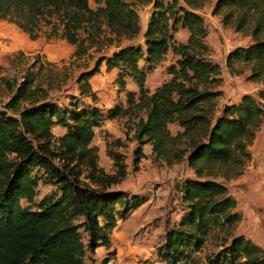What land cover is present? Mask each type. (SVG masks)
<instances>
[{"label":"trees","instance_id":"1","mask_svg":"<svg viewBox=\"0 0 264 264\" xmlns=\"http://www.w3.org/2000/svg\"><path fill=\"white\" fill-rule=\"evenodd\" d=\"M92 1L0 0V20L30 39L46 26L45 37L63 38L74 56L112 46L79 72L78 92L92 94L88 78L103 62L115 68L113 80L125 102L103 114L74 96L64 103L50 98L32 73L6 81L10 94L0 102V264H84L86 251L109 247L117 219L143 200L108 190L125 175L119 152L107 150L115 166L111 175L96 165L93 128L114 117L135 118L134 164L143 156L140 145L149 143L154 159H185L192 171L175 183L182 212L155 249L160 261L264 264V249L236 232L242 216L226 185L250 159L264 116V88L219 104L220 65L211 57L199 12L210 3L223 25L245 31L249 43L228 49L225 64L246 66L247 77L264 85V0ZM149 2L142 43L132 42L139 31L136 5ZM179 27L187 31L185 41L174 37ZM168 51L173 60L164 66L167 77L149 89L146 76ZM127 79L135 89L125 87ZM169 124L178 129L171 132ZM56 125L63 129L59 135L52 131ZM40 185L53 191L37 199Z\"/></svg>","mask_w":264,"mask_h":264},{"label":"rangeland","instance_id":"2","mask_svg":"<svg viewBox=\"0 0 264 264\" xmlns=\"http://www.w3.org/2000/svg\"><path fill=\"white\" fill-rule=\"evenodd\" d=\"M89 4L93 5V1L89 0ZM148 4L151 7L150 2L136 5L137 13L144 14ZM208 7L210 3L204 7L207 13V16L203 15L204 23L211 42L217 43V47L212 48L211 57L219 63L223 73L220 85L224 88L218 98L219 104L236 98L241 92L256 94L264 85L247 77L249 69L246 66L234 65L236 67L230 69L225 64L228 49L248 44L249 36L245 31H234L229 25H223L220 14H211ZM45 29L47 27L43 26L42 33L37 38L30 39L12 23L0 20V102L10 94L6 81L18 82L22 75L32 73L36 83L57 102L64 103L70 96H74L81 101L80 104L96 105L103 114L116 103L124 105V92L114 82L113 72L106 69L102 62L98 70L88 78L89 92L92 94L78 92L76 78L79 72L91 68L95 58L101 53L110 52L112 46L100 50L89 48L85 54L74 56L71 54L70 44L63 38H46ZM183 33L184 36L178 35L179 39L185 37L186 31ZM129 40L142 43V37L137 35ZM122 41L128 40L123 38ZM163 65L164 61L147 74L145 83L149 89L167 77ZM125 87L136 88L129 79ZM134 119L104 118L99 126L93 128L94 135L90 143L97 149V167L110 175L115 171L113 160L107 154L108 149L119 152L125 166L124 177L109 186L108 190L124 191L143 200L123 218L117 219L109 233L110 245L107 249L97 247L85 252L84 264H164L157 258L155 249L162 241L165 230L181 215V204L174 186L177 181L191 177L192 171L185 159L171 164L154 159L149 143L140 145L143 156L134 164L133 149L138 145L133 137ZM168 127L171 132L177 128L174 124H169ZM52 131L55 135L61 132L57 127ZM260 132L264 133V126L259 124L255 135L259 139L255 137L253 140L256 143L252 147V160L250 157L242 175L228 180L226 185L229 193L236 198L237 209L242 214L236 231L252 228L254 240L262 243L264 249V154L257 152L262 142ZM116 141L118 144H115ZM85 172L86 167H82V175ZM82 179L85 180L83 177ZM52 191L51 186H38L37 199ZM85 240L84 236L83 241Z\"/></svg>","mask_w":264,"mask_h":264},{"label":"crops","instance_id":"3","mask_svg":"<svg viewBox=\"0 0 264 264\" xmlns=\"http://www.w3.org/2000/svg\"><path fill=\"white\" fill-rule=\"evenodd\" d=\"M145 6V5H144ZM148 8H146V12L143 14V13H138V16H139V31H138V34H137V36H140L141 37V33H142V31H143V29H144V27H145V24H146V20H147V17H148V14H149V10H150V4H148ZM211 6V5H210ZM146 7H147V4H146ZM207 7V6H206ZM209 8V10H210V7H208ZM199 12L202 14V15H205V16H207V13H206V9L204 10V8H202V9H200L199 10ZM209 17V16H208ZM211 17V16H210ZM183 31H186V29L185 28H181V27H179L175 32H174V35H175V38L178 40V41H185V39H186V36H187V31H186V33H185V37L184 38H181V39H179L178 38V35L179 34H182V36H184V33H183ZM210 35H209V33L207 32V34H206V36H205V41H206V43L211 47V49L213 48H216L217 47V43H214V42H211V39H210V37H209ZM227 49L228 48H226V50H225V53H226V51H227ZM167 55H169L168 56V58H166L167 57ZM173 60V57L171 56V53L168 51L167 53H166V56H165V59L164 60H162V61H160L157 65H156V67L161 63V62H163L164 61V65L163 66H166V64H168L170 61H172ZM103 63V62H102ZM104 65V64H103ZM105 67V66H104ZM156 67H154V69L156 68ZM153 69V70H154ZM111 72H113V74L115 75V68H111V69H109ZM152 70V71H153ZM220 71H221V74H220V76H221V78H222V67H220ZM113 75V76H114ZM227 77V76H226ZM225 77V78H226ZM157 85V84H156ZM219 88L223 91V86H221V85H219ZM243 92H241L236 98H233L232 100H224L222 103H230V102H236V101H238L239 100V98H240V95L242 94ZM175 125V124H174ZM55 127H57V128H59L60 130H61V132L60 133H58V134H56V135H59V134H61L62 133V131H63V129L61 128V127H59V126H54L53 128H55ZM52 128V129H53ZM176 129H178V127L176 128ZM255 135H256V132H255ZM256 137V136H255ZM255 137H254V139H255ZM260 138H262V142H261V145H260V147L259 148H257V152H259V151H261V152H263V154H264V133H261L260 132ZM253 139V140H254ZM256 139H259V138H257L256 137ZM255 143L256 142H254L253 141V143L252 144H250V146H249V150H250V157H251V159L250 160H252V155H253V153H251L252 152V147H253V145H255ZM261 147H263V148H261ZM257 186V185H256ZM236 199V198H235ZM238 210V209H237ZM239 211V210H238ZM240 212V211H239ZM241 216H242V214H241ZM242 220V219H241ZM241 222V221H240ZM253 230H252V228H250V227H247L245 230H242V231H236V232H238L239 234H242L243 236H245V237H247V238H249V239H251L255 244H257L258 246H260V247H263V244L262 243H260V242H258V241H255L254 240V238H253V232H252Z\"/></svg>","mask_w":264,"mask_h":264},{"label":"built area","instance_id":"4","mask_svg":"<svg viewBox=\"0 0 264 264\" xmlns=\"http://www.w3.org/2000/svg\"><path fill=\"white\" fill-rule=\"evenodd\" d=\"M260 125H263L264 126V119L262 118L261 122H260Z\"/></svg>","mask_w":264,"mask_h":264}]
</instances>
